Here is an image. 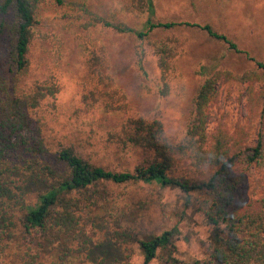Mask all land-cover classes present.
I'll return each instance as SVG.
<instances>
[{"label": "rangeland", "instance_id": "374dc122", "mask_svg": "<svg viewBox=\"0 0 264 264\" xmlns=\"http://www.w3.org/2000/svg\"><path fill=\"white\" fill-rule=\"evenodd\" d=\"M154 20L212 25L238 47V51L214 40L205 31L179 27L178 55L169 79V93H161L162 80L147 40L133 33L108 28L87 29V11L105 21L133 31L145 30L147 13L131 9L129 0H43L32 29L28 60L30 71L23 88L36 82L57 84L54 97L46 98L30 112L38 122L46 149L43 156L22 149L12 151L0 166V180L11 199L0 198V264L6 263L14 245H22L16 223L22 209L36 202L46 188L37 176L42 166H56V156L71 148L88 162L112 172H132L152 159L139 148L124 147L118 134L129 119L159 120L167 140L176 144L185 137L191 118L192 100L204 79L218 70L241 74L258 71L264 64V0H152ZM11 17V15H9ZM12 18V17H11ZM172 33H163L159 37ZM219 102L212 108L209 131L221 122L233 130L242 121L245 94L242 85L219 86ZM256 131V128L254 129ZM186 168V164L182 165ZM252 177L235 191L233 204L258 196ZM201 194L183 195L155 183H100L87 193L95 236L86 254L72 264H141L137 245L117 242L113 232L129 231L138 238L158 236L176 226L182 240L180 259L187 264H207L208 250L200 219L193 211ZM15 235L14 242L6 234ZM17 248V247H16ZM152 264H160L155 259Z\"/></svg>", "mask_w": 264, "mask_h": 264}, {"label": "trees", "instance_id": "16d2710c", "mask_svg": "<svg viewBox=\"0 0 264 264\" xmlns=\"http://www.w3.org/2000/svg\"><path fill=\"white\" fill-rule=\"evenodd\" d=\"M42 1L0 0V166L17 149L34 156L46 154L40 125L30 112L46 98L54 97L59 88L51 82H36L23 88L30 71L32 29ZM53 1L62 4V0ZM129 5L134 11L148 14L145 30L136 32L88 11L87 29L99 25L147 40L163 82V96L169 93L168 77L180 47L173 35L179 27L205 31L238 51L231 39L210 24L154 20L152 0H129ZM163 33L172 35L159 37ZM257 66L262 72L233 74L218 70L204 79L192 100L191 118L179 143L167 140L159 120L136 118L123 124L118 134L122 145L152 154L151 160L136 165L132 172H112L88 162L71 148L61 149L56 166H42L37 174L47 183L46 188L38 192L35 203L22 209L16 223H10L18 228L24 243L15 244L8 262L3 264H72L86 254L95 236L87 213V193L104 182L155 183L186 196L203 195L193 211L205 232L207 264H264V64ZM233 82L242 85L246 97L242 121L238 120L233 130L219 122L209 131L212 108L219 102V86ZM249 175L259 194L234 205L235 191ZM0 198H12L2 180ZM114 226L118 243L137 245L141 264H152L155 259L160 264H187L178 253L182 237L176 226L144 238L119 231L117 221ZM5 228L2 219L0 229ZM6 237L14 242L11 232ZM7 246H0V255L5 254Z\"/></svg>", "mask_w": 264, "mask_h": 264}]
</instances>
